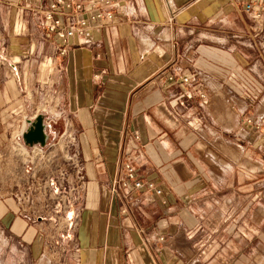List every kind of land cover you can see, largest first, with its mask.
<instances>
[{"label": "crops", "instance_id": "crops-1", "mask_svg": "<svg viewBox=\"0 0 264 264\" xmlns=\"http://www.w3.org/2000/svg\"><path fill=\"white\" fill-rule=\"evenodd\" d=\"M116 1L123 11L88 20L61 54L37 9L48 0H0V100L46 84L57 106L34 114L25 104L16 118L46 116L43 149L70 128L86 180L59 238L56 222L32 219L33 200L19 215L4 200L0 264H56L52 241L64 244V264H264V122H248L252 112L263 120L264 82L242 58L264 28L233 0ZM234 74L262 83L259 102ZM8 134L0 125V146ZM126 161L161 192L122 186Z\"/></svg>", "mask_w": 264, "mask_h": 264}, {"label": "rangeland", "instance_id": "rangeland-1", "mask_svg": "<svg viewBox=\"0 0 264 264\" xmlns=\"http://www.w3.org/2000/svg\"><path fill=\"white\" fill-rule=\"evenodd\" d=\"M248 43L251 45H249L248 50L245 52L246 56H242V58L248 63L245 64L246 67L252 68L256 63L257 66H254L252 70L257 72L264 82V35L263 39L257 40V48L255 47L253 40H248ZM26 55L27 52H24V56ZM26 59L27 58H23V60ZM244 69L246 68L244 67ZM34 87L36 92L31 91L29 85L28 87L26 86L28 91L26 100H24V93L14 100H10L8 98L0 100V125L4 126L8 124L13 127V134H8L7 136L8 142H6V146H3V143L2 146H0V200H3V203H0V214L7 210V204L4 203V200L9 202L8 204L18 213V215L19 212H22V207L24 206H27L29 209L33 208L32 210H34V212L29 211L30 215L32 214L33 216L32 219L40 218L38 219L39 222H56L55 228H52L51 230L54 231L55 236L59 238L60 234H63V227L57 222H62L65 215L64 205L66 197L64 189L66 186L63 184L60 193L52 195L48 188V182L51 177H56L58 169L64 165V152L61 151L62 147H59L58 145L48 147L46 148L47 150L44 148L41 152L35 151V149L33 151V149L31 150V148H28V146L24 143L23 138L20 139L18 135L22 129L21 125L28 127L35 121L34 117L26 120L25 114L24 117H20V115H18V118H16V114L19 112L20 107H24L26 104L33 109L34 114L36 110H45V108H49L50 106L54 107L51 97L42 98L44 94H47L46 96L51 94L48 92V86L46 84L44 85L42 83H38ZM7 89L13 96L17 95L19 92V87L15 85V89L13 90L9 86V83L7 84ZM40 92L42 94H40ZM258 97L253 98V100L259 102L260 98ZM259 105L262 107L264 114V99ZM11 113L13 114L12 116ZM34 114H28V116L30 117ZM248 116V122H255L257 120L259 122H264V116L262 117L263 120H259L258 117L255 118L253 112ZM41 117L42 119L46 118L44 115ZM61 133L62 131L56 138L57 140L60 139L58 142L59 144H62V140H64V138L61 137ZM57 159L61 162V166L56 164ZM22 184L24 187L23 193L20 194L18 192L17 194V188L22 186ZM28 187L34 188L35 190L29 191L27 189ZM32 200L35 204L34 207L31 208ZM56 203H60L59 211L54 207ZM0 217H3V215H0ZM44 229L48 231L46 225ZM1 243L3 244V242L0 241V246ZM52 243L54 246H52L53 249L51 248L50 251L55 253L52 255L55 256L56 264H64V244L59 241H52ZM48 245L51 246V244L47 242L45 248L46 251L47 249H50ZM42 248L44 247L42 246ZM5 252L10 254L8 249H5L4 254H6ZM5 257L6 255L4 258ZM38 264L52 263L48 262L47 257V259L45 258L38 261Z\"/></svg>", "mask_w": 264, "mask_h": 264}, {"label": "built area", "instance_id": "built-area-1", "mask_svg": "<svg viewBox=\"0 0 264 264\" xmlns=\"http://www.w3.org/2000/svg\"><path fill=\"white\" fill-rule=\"evenodd\" d=\"M100 3L101 7L98 8L94 13L88 11H83L82 2L79 0H48V6L46 9L38 7V11H41L42 17L48 21L46 24V31L52 35V37L59 40L61 46H59V52L64 54L66 51V45L68 40L73 37L75 34L83 35L86 34V29L88 27V20L94 19H106L110 20L114 17V13L118 10L123 11L122 6L116 0H96ZM233 2L242 8V10L247 13L253 23L255 29L262 30L264 28V0H233ZM70 12V14H69ZM82 13L88 12L86 17L80 19H70L72 13ZM56 16V17H55ZM63 16L67 17V24L62 22L61 18ZM73 16V15H72ZM55 43V40H53ZM235 79L241 90L248 94L251 98H256L258 93L262 89V83L258 79L250 74L241 75L234 74L232 76ZM182 82L185 84H191L192 79L187 76H182ZM48 92L51 93L48 96L44 94L42 98L51 97L54 107L58 104V99L56 95L53 94L51 90L48 89ZM40 94H42L40 92ZM204 96L203 94L200 95ZM54 99V100H53ZM179 105H185L184 100L179 102ZM47 109V108H45ZM256 122V121H255ZM21 130L19 138L21 139L23 133L29 128L25 125H21ZM61 137L62 144H59L58 139L55 143L51 144L49 147L58 145L62 147L61 151L64 152V165L60 167L57 171L56 177H51L48 182V188L52 195L60 193L63 184L66 186L64 189V194L66 197L65 201V215L64 218L68 223V227L71 228L74 225L72 222H75L77 213L75 210V205L77 203V192L80 191L85 186V173L83 164L79 159V152L76 147V138L74 132L70 128H66L62 131ZM23 146L21 143H19ZM31 150L42 151V147L33 144ZM124 177L121 179L120 184L126 186L128 181H131L135 189H141L146 186L147 188L154 190L156 193H160L161 190L156 188L153 182H143L141 178L138 177L135 172L131 162L126 161L124 163ZM55 209L60 210V203L54 205Z\"/></svg>", "mask_w": 264, "mask_h": 264}, {"label": "water", "instance_id": "water-1", "mask_svg": "<svg viewBox=\"0 0 264 264\" xmlns=\"http://www.w3.org/2000/svg\"><path fill=\"white\" fill-rule=\"evenodd\" d=\"M23 141L25 144H44L45 134H44V124L43 119L40 115L35 118V121L31 123V126L23 133Z\"/></svg>", "mask_w": 264, "mask_h": 264}]
</instances>
